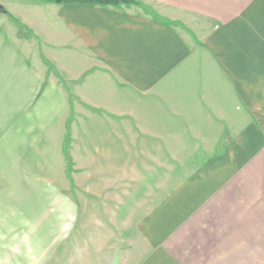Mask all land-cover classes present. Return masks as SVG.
Returning a JSON list of instances; mask_svg holds the SVG:
<instances>
[{"label": "crops", "instance_id": "crops-1", "mask_svg": "<svg viewBox=\"0 0 264 264\" xmlns=\"http://www.w3.org/2000/svg\"><path fill=\"white\" fill-rule=\"evenodd\" d=\"M142 1L162 11L149 14L127 4L0 0L6 9L0 11L2 48L11 46L21 65L13 72L45 76L36 77L31 96L50 80L51 63L60 76L44 84L41 100L61 88L63 98L72 95L80 105L100 108L109 121L124 115L138 122L139 128L131 130L133 144L123 150L128 165L145 160L148 168L165 169L164 146L155 143L166 138L165 114L171 105L221 104L230 111L232 106L235 119L227 112L217 119L244 123L221 155L169 192L150 190L151 206L125 223L108 255L94 256L93 264H264V0ZM181 16L198 21L194 35L177 24ZM10 23H16V31L25 27L29 32L23 39L36 47L41 43L44 54L16 47L24 43L7 31ZM6 72L11 68L0 64V73ZM19 78V83L26 81ZM191 87L201 98L217 100L185 96L182 91ZM178 112L169 117L175 119ZM146 121L157 125L146 129ZM246 121L251 123L245 126ZM116 152L115 145L110 153ZM17 167L21 173V163ZM101 184L107 182L101 179ZM87 261L83 264H91ZM0 264L31 262L7 256Z\"/></svg>", "mask_w": 264, "mask_h": 264}, {"label": "rangeland", "instance_id": "rangeland-1", "mask_svg": "<svg viewBox=\"0 0 264 264\" xmlns=\"http://www.w3.org/2000/svg\"><path fill=\"white\" fill-rule=\"evenodd\" d=\"M134 2L127 5L149 14L162 11L157 4ZM13 24L5 28L11 35L17 33L25 45L16 47L25 53L37 48L44 54L41 43L36 47L35 42L23 39L29 32L25 27L16 31ZM177 24L194 35L198 21L181 16ZM3 45L0 41V64L5 63L11 72L0 73V258H21L31 264H83L86 259L93 264L94 256L108 255L125 223L137 220L145 206H151L150 190L169 192L207 160L221 155L244 124L217 119L223 112L235 119L232 106L230 111V106L221 104L171 105L165 114L166 138L155 143L164 146L160 156H164L165 169L148 168L145 160L128 165L129 155L123 150L133 144L131 130L139 128L138 122L124 115L109 121L104 110L80 105L72 95L68 99L71 103L65 104L61 88L58 96L41 100L53 76H60L45 56L50 63V80L31 96L36 92L31 85L36 87V77L44 74L13 72L21 67L20 62L11 54L12 47L3 49ZM19 76H25L26 81L19 83ZM182 92L185 96L189 92L197 101L217 100L201 98L195 87ZM175 110L180 111L177 117L170 118ZM150 123L157 125L156 121H146V129ZM250 123L246 121L245 126ZM149 139L153 138H147L152 145ZM115 145L118 152L110 153ZM163 175L164 179L158 180ZM101 179L107 184H101ZM110 181L116 184L109 185Z\"/></svg>", "mask_w": 264, "mask_h": 264}, {"label": "trees", "instance_id": "trees-1", "mask_svg": "<svg viewBox=\"0 0 264 264\" xmlns=\"http://www.w3.org/2000/svg\"><path fill=\"white\" fill-rule=\"evenodd\" d=\"M55 3H66V2H87V3H102V4H131L135 3V0H49Z\"/></svg>", "mask_w": 264, "mask_h": 264}, {"label": "water", "instance_id": "water-1", "mask_svg": "<svg viewBox=\"0 0 264 264\" xmlns=\"http://www.w3.org/2000/svg\"><path fill=\"white\" fill-rule=\"evenodd\" d=\"M2 7H1V5H0V9H1Z\"/></svg>", "mask_w": 264, "mask_h": 264}]
</instances>
